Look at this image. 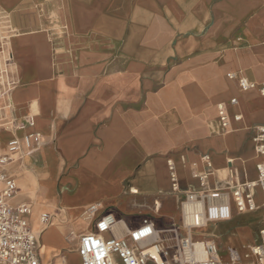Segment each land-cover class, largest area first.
Here are the masks:
<instances>
[{
	"label": "crops",
	"instance_id": "crops-1",
	"mask_svg": "<svg viewBox=\"0 0 264 264\" xmlns=\"http://www.w3.org/2000/svg\"><path fill=\"white\" fill-rule=\"evenodd\" d=\"M246 18L264 19V0H0V156L11 141L19 146L0 173L16 184L10 204L31 207L39 264H69V244L79 264V236L105 214L117 220L105 238L125 237L145 218L164 230L180 224L186 193L227 192L233 173L241 185L256 179L264 156L252 138L264 125V96L227 74L258 86L264 74L206 53L196 67L200 45L190 41ZM196 80L202 89H191ZM249 192L254 211L240 213L231 200V218L193 230V239L213 240L223 260L228 249L243 255L257 244L264 194Z\"/></svg>",
	"mask_w": 264,
	"mask_h": 264
},
{
	"label": "built area",
	"instance_id": "built-area-1",
	"mask_svg": "<svg viewBox=\"0 0 264 264\" xmlns=\"http://www.w3.org/2000/svg\"><path fill=\"white\" fill-rule=\"evenodd\" d=\"M229 80H236L241 91L257 89L264 96V84L257 85L237 76L227 74ZM236 101L232 99L231 104ZM222 130L227 127V116L223 106L217 109ZM240 117L236 116L235 120ZM35 141L36 138H34ZM255 155L264 156V125L258 126L252 138ZM28 148L29 138H24ZM19 150L17 141L8 144L7 151L0 156V167L11 161ZM183 160V158H181ZM208 167L210 164L205 160ZM171 190L179 189L178 179L172 162H167ZM257 176L253 182L239 184L237 175L231 174L228 179L227 192L207 191L186 193L181 203L180 224L164 230H157L150 219H143L141 224L126 232V236L103 237L111 233L117 220L111 214H105L95 224V231L84 233L78 238L77 256L79 264H264V229L260 230V241L248 246L243 255L234 249H228V258L219 256L216 243L209 239H193L192 231L201 229L208 223L227 221L231 218V200L238 212H249L256 209L250 190L259 188L264 194V163L256 164ZM202 185L205 175L199 176ZM16 194V184L11 178L0 173V264H39V242L36 232L29 225L31 214L29 204L18 206L10 204ZM231 196V199H230ZM97 206L87 208L89 215L95 213ZM191 209V210H190ZM190 221H188V214ZM40 221L45 224L48 215L42 214ZM179 230L185 235L180 236ZM59 264H67L64 259Z\"/></svg>",
	"mask_w": 264,
	"mask_h": 264
},
{
	"label": "rangeland",
	"instance_id": "rangeland-1",
	"mask_svg": "<svg viewBox=\"0 0 264 264\" xmlns=\"http://www.w3.org/2000/svg\"><path fill=\"white\" fill-rule=\"evenodd\" d=\"M259 22L260 24H258ZM226 26L224 30H211L209 35L190 40L192 43L200 45L199 49L194 51L195 57L198 56L196 58L200 60V63L196 62L195 66L202 64L203 54L206 53L207 60L213 62L226 60L230 66L247 69L256 75L264 74V19L251 20L246 18L238 20L237 25L234 21L228 20ZM258 27L262 30H258ZM184 42L187 43V41ZM193 67L191 66L190 70ZM187 69L186 65L181 66L180 74H185ZM201 75L202 72L197 74V79H201ZM180 78H182L180 80L182 89L186 90L188 83L185 75ZM189 85L191 89L194 87L195 89H202L203 82L202 80L200 82L191 81ZM263 220H260V227L264 223ZM238 249L241 251V246ZM65 251L67 253L65 257L69 264H78L77 257L72 256L74 249L70 244L65 248Z\"/></svg>",
	"mask_w": 264,
	"mask_h": 264
},
{
	"label": "bare ground",
	"instance_id": "bare-ground-1",
	"mask_svg": "<svg viewBox=\"0 0 264 264\" xmlns=\"http://www.w3.org/2000/svg\"><path fill=\"white\" fill-rule=\"evenodd\" d=\"M134 192H135V191H134ZM60 200H61V199H60ZM190 210H191V209H190ZM186 211H187V214H188V221H190V218H191L190 215H189V212H190V211H188V210H186ZM47 240H48V243H50V241H53L54 243H58V239H57V238L54 239L53 237L51 238L50 236L48 237ZM48 243H47V244H48Z\"/></svg>",
	"mask_w": 264,
	"mask_h": 264
}]
</instances>
